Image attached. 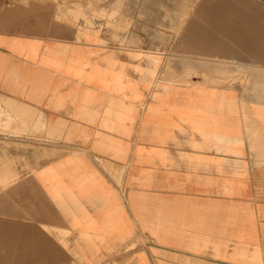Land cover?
Here are the masks:
<instances>
[{"label":"crops","instance_id":"crops-1","mask_svg":"<svg viewBox=\"0 0 264 264\" xmlns=\"http://www.w3.org/2000/svg\"><path fill=\"white\" fill-rule=\"evenodd\" d=\"M62 1L0 0V264H264V100L209 83L264 0Z\"/></svg>","mask_w":264,"mask_h":264},{"label":"rangeland","instance_id":"rangeland-1","mask_svg":"<svg viewBox=\"0 0 264 264\" xmlns=\"http://www.w3.org/2000/svg\"><path fill=\"white\" fill-rule=\"evenodd\" d=\"M111 1L112 0H63L62 6L64 9L68 10L69 16L74 18L83 16L85 22L91 23L93 18H110L114 15V11L109 14L107 8ZM113 39L119 42L125 41V37L119 34H114ZM239 73V82L236 80H227L209 83L225 86H232L239 83V87L248 95L264 100V65L243 66L239 68ZM131 247H134V244L125 246V248Z\"/></svg>","mask_w":264,"mask_h":264},{"label":"bare ground","instance_id":"bare-ground-1","mask_svg":"<svg viewBox=\"0 0 264 264\" xmlns=\"http://www.w3.org/2000/svg\"><path fill=\"white\" fill-rule=\"evenodd\" d=\"M219 1H220V0H219ZM235 1H236V0H235ZM251 1H252V0H251ZM206 2H207V1H206ZM206 2H205V3H206ZM210 2H211V1H210ZM232 2H234V1H232ZM211 3H212V2H211ZM217 3H218V2H217ZM238 3H239V2H238ZM251 4H253V3H250V5H251ZM222 5H225V4H222ZM256 5H257V4H256ZM241 7H242V6H241ZM163 8H164V7H163ZM209 8H210V7H209ZM234 8H235V7H234ZM237 8H238V6H237L235 9H237ZM244 8H246V7H244ZM259 8H260V7H259ZM205 9H206V8H205ZM212 9H213V8H212ZM241 9H242V8H241ZM255 9H256V8H255ZM213 10H214V9H213ZM248 10H250V8H249ZM209 11H210V10H209ZM228 11H229V9H228ZM255 11H257V10H255ZM207 12H208V11H207ZM207 12H206V13H207ZM223 12L226 13V11H223ZM212 13H213V11H212ZM216 13H217V12H216ZM236 13H237V12H236ZM258 13H259V12H258ZM258 13H257V14H258ZM227 14H228V13H227ZM237 14H238V13H237ZM254 14H255V13H254ZM260 14H261V13H260ZM222 15H223V14H222ZM223 16H224V15H223ZM245 16H248V15H245ZM262 16H263V15H262ZM212 17H213V16H212ZM216 17H217V16H216ZM221 17H222V16H221ZM221 17L219 16V18H221ZM234 17H236V16H234ZM219 18H218V19H219ZM227 18H228V17H227ZM227 18H226V19H227ZM263 19H264V18H263ZM220 20H221V19H220ZM255 20H256V19H255ZM218 21H219V20H218ZM256 21H257V20H256ZM210 22H211V21H210ZM220 23H222V22H220ZM223 27H225V26H223ZM242 29H243V28H242ZM222 30H223V29H222ZM245 30H246V29H245ZM230 33H231V32H230ZM261 34H262V33H261ZM260 36H262V35H260ZM232 37H233V36H232ZM251 37H252V36H251ZM260 38H261V37H260ZM262 39H263V38H261V40H262ZM244 40H245V39H244ZM247 41H248V40H246V42H247ZM259 41H260V40H259ZM259 41H258V42H259ZM237 43H238V42H237Z\"/></svg>","mask_w":264,"mask_h":264}]
</instances>
